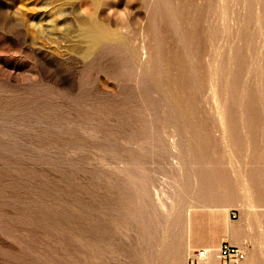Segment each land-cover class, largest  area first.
Here are the masks:
<instances>
[{
	"label": "rangeland",
	"instance_id": "rangeland-1",
	"mask_svg": "<svg viewBox=\"0 0 264 264\" xmlns=\"http://www.w3.org/2000/svg\"><path fill=\"white\" fill-rule=\"evenodd\" d=\"M200 237L264 264V0H0V264Z\"/></svg>",
	"mask_w": 264,
	"mask_h": 264
},
{
	"label": "built area",
	"instance_id": "built-area-1",
	"mask_svg": "<svg viewBox=\"0 0 264 264\" xmlns=\"http://www.w3.org/2000/svg\"><path fill=\"white\" fill-rule=\"evenodd\" d=\"M211 258L216 264H243L245 252L229 241L221 240L216 248H201L192 251L187 264H210Z\"/></svg>",
	"mask_w": 264,
	"mask_h": 264
},
{
	"label": "crops",
	"instance_id": "crops-1",
	"mask_svg": "<svg viewBox=\"0 0 264 264\" xmlns=\"http://www.w3.org/2000/svg\"><path fill=\"white\" fill-rule=\"evenodd\" d=\"M189 245L191 247L212 248L217 246V242H212L208 237L190 238Z\"/></svg>",
	"mask_w": 264,
	"mask_h": 264
},
{
	"label": "bare ground",
	"instance_id": "bare-ground-1",
	"mask_svg": "<svg viewBox=\"0 0 264 264\" xmlns=\"http://www.w3.org/2000/svg\"><path fill=\"white\" fill-rule=\"evenodd\" d=\"M188 211H187V213H186V217H188ZM188 219V218H187ZM214 263H216L215 261H213V259L211 258V261H210V264H214Z\"/></svg>",
	"mask_w": 264,
	"mask_h": 264
},
{
	"label": "water",
	"instance_id": "water-1",
	"mask_svg": "<svg viewBox=\"0 0 264 264\" xmlns=\"http://www.w3.org/2000/svg\"><path fill=\"white\" fill-rule=\"evenodd\" d=\"M85 34H88V32H85Z\"/></svg>",
	"mask_w": 264,
	"mask_h": 264
}]
</instances>
